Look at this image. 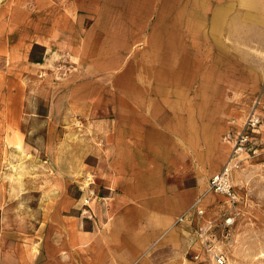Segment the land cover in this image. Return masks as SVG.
<instances>
[{"label":"crops","instance_id":"crops-1","mask_svg":"<svg viewBox=\"0 0 264 264\" xmlns=\"http://www.w3.org/2000/svg\"><path fill=\"white\" fill-rule=\"evenodd\" d=\"M136 1L139 6L140 0H10L0 5V36L10 26L16 67L38 45L46 56L68 48L89 73L105 74L101 83L73 85L70 105L80 113L106 105L107 117L95 121L106 140L100 166L118 170L111 187L123 200H139L140 207L116 209L104 238L91 246L98 248L96 264H130L153 244L172 254L161 264H180L188 261L187 252L201 249L192 245L190 226L176 220L227 163L224 153L210 149L212 130L222 135L211 111L215 115L219 105L236 100L228 90H264V0H187L193 9L172 16L165 32L158 18L148 29L145 14L139 20L113 16L112 10ZM42 64L28 61L24 69L37 71ZM120 85L122 95L111 97L109 90ZM103 88L107 97L98 91ZM260 134L264 138V126ZM184 166L185 173L171 179ZM51 262L35 253L0 254V264Z\"/></svg>","mask_w":264,"mask_h":264},{"label":"rangeland","instance_id":"rangeland-1","mask_svg":"<svg viewBox=\"0 0 264 264\" xmlns=\"http://www.w3.org/2000/svg\"><path fill=\"white\" fill-rule=\"evenodd\" d=\"M6 2L10 0H0V5ZM151 2L152 7H148L144 3L149 0H140L139 6L136 1L134 6L112 10V14L122 20L129 16L139 20L145 14L148 29L155 27L158 18L165 32L172 16L177 12L186 16L188 9H193L186 7L187 0ZM27 6L33 8L32 4ZM13 41L9 26L7 33L0 36V254L19 257L35 253L51 257L50 264L58 262L56 257L62 264H96L98 248L91 246L98 244V238H104L116 209L140 207L139 200H123L116 187H111L118 170L100 166L106 154V140L95 121L107 117L106 105L98 112L86 113L77 112L70 105L76 95L73 85L90 80L101 83L105 74L89 73L68 48L46 56V49L38 45L16 67L10 57ZM6 49L9 52L5 53ZM23 50L24 46L20 48ZM30 57L40 60L36 63L43 62L37 71L24 69L28 61L34 62ZM259 90L236 94L226 91L236 100L219 105L215 115L211 111L212 119L222 130V135L212 130L211 152L224 153L228 160L232 142L226 137L241 130L256 101L264 106L262 86ZM98 91L108 96V90ZM109 92L111 97H120L122 86ZM262 126L264 120L259 132ZM260 149L261 146L259 152ZM239 158L231 171L236 201L227 202L211 192L207 184L208 191L195 198L201 199L205 213L203 219H194L190 237L197 224L211 221L215 246L226 255V264H264V152ZM185 169L187 166L171 179L178 178L179 172L184 174ZM189 182L187 177L180 183L185 186ZM226 218L232 222L228 228H224ZM226 232L229 237L224 239ZM34 242L39 243V248H28ZM193 254L187 252L186 259L199 264L193 261ZM164 255L169 258L172 254L149 245L130 264H161ZM188 261L180 264H190Z\"/></svg>","mask_w":264,"mask_h":264},{"label":"built area","instance_id":"built-area-1","mask_svg":"<svg viewBox=\"0 0 264 264\" xmlns=\"http://www.w3.org/2000/svg\"><path fill=\"white\" fill-rule=\"evenodd\" d=\"M263 120L264 106L259 101H256L247 114L241 130L226 137L227 140L232 142V149L226 166L221 172L210 177L208 185L211 192L222 196L227 202L234 203L236 201L231 182V171L237 166L239 157L243 154L255 156L264 152V142L258 137L259 128ZM259 146H261L260 152ZM204 213L205 210L201 205V199H197L185 214L177 218L176 223L192 226L195 218L197 220L203 219ZM231 224L230 218H226L224 228H228ZM213 228L214 226L211 221H204L202 224H197L195 228H192V245L194 243L198 244L201 249V251L194 252L192 255L194 262L199 264H226V255L215 246L216 239ZM223 237L227 239L229 233L226 232Z\"/></svg>","mask_w":264,"mask_h":264},{"label":"trees","instance_id":"trees-1","mask_svg":"<svg viewBox=\"0 0 264 264\" xmlns=\"http://www.w3.org/2000/svg\"><path fill=\"white\" fill-rule=\"evenodd\" d=\"M30 59L34 62H40V60H34L33 58L30 57Z\"/></svg>","mask_w":264,"mask_h":264}]
</instances>
